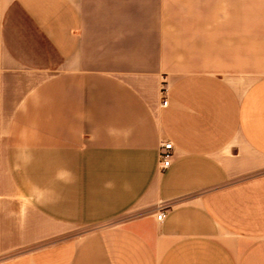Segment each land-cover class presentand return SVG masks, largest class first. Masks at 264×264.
Masks as SVG:
<instances>
[{"label":"crops","instance_id":"crops-1","mask_svg":"<svg viewBox=\"0 0 264 264\" xmlns=\"http://www.w3.org/2000/svg\"><path fill=\"white\" fill-rule=\"evenodd\" d=\"M0 264H264V0H0Z\"/></svg>","mask_w":264,"mask_h":264},{"label":"built area","instance_id":"built-area-1","mask_svg":"<svg viewBox=\"0 0 264 264\" xmlns=\"http://www.w3.org/2000/svg\"><path fill=\"white\" fill-rule=\"evenodd\" d=\"M168 98L164 96V99L162 101L163 105L168 104ZM162 151H161V161L160 165L165 168L167 167L171 162V156H172V149H173V142L171 140H164L162 141ZM165 216V211L160 210L157 217L158 219H163Z\"/></svg>","mask_w":264,"mask_h":264}]
</instances>
